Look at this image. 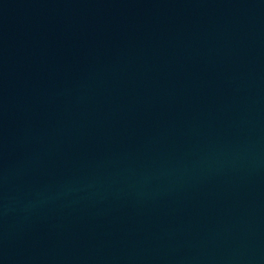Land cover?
<instances>
[{
	"label": "water",
	"instance_id": "obj_1",
	"mask_svg": "<svg viewBox=\"0 0 264 264\" xmlns=\"http://www.w3.org/2000/svg\"><path fill=\"white\" fill-rule=\"evenodd\" d=\"M0 264H264V0H0Z\"/></svg>",
	"mask_w": 264,
	"mask_h": 264
}]
</instances>
